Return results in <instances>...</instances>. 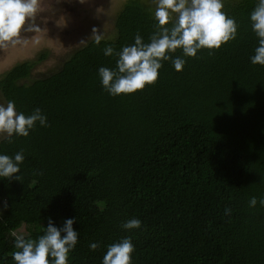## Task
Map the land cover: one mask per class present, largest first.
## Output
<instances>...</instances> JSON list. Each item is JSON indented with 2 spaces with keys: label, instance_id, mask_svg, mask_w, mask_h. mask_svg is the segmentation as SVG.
<instances>
[{
  "label": "trees",
  "instance_id": "16d2710c",
  "mask_svg": "<svg viewBox=\"0 0 264 264\" xmlns=\"http://www.w3.org/2000/svg\"><path fill=\"white\" fill-rule=\"evenodd\" d=\"M256 3L223 0L236 39L184 57L180 71L162 61L157 81L132 94L109 95L97 72L115 68L136 34L147 43L155 31V5L138 0L120 9L113 39L89 41L58 71L23 83L33 69L26 61L0 79L18 112L39 107L48 121L0 139V153L24 154L19 180L0 179V264H16V236L38 239L49 217L58 227L75 218L69 264H101L125 236L132 264H264V66L250 62ZM130 218L141 227L121 228Z\"/></svg>",
  "mask_w": 264,
  "mask_h": 264
},
{
  "label": "clouds",
  "instance_id": "9594fccd",
  "mask_svg": "<svg viewBox=\"0 0 264 264\" xmlns=\"http://www.w3.org/2000/svg\"><path fill=\"white\" fill-rule=\"evenodd\" d=\"M155 9V31L145 43L140 34L134 43L124 45L116 53V67L98 68V76L103 89L111 96L132 94L154 84L162 67V61H171L177 71L186 63L184 57H195L199 50L219 49L223 44L235 40L238 25L234 17L224 10L223 0H153ZM38 0H0V46L17 43L21 32L39 27L35 23ZM251 28L257 37L252 64L264 66V0H257L249 15ZM31 22V23H30ZM91 38L99 44L101 34L93 28ZM86 42V41H81ZM179 49L182 55H173ZM105 56H111V45L103 49ZM47 127L46 115L37 107L25 115L16 110L13 100L0 103V139L11 142L13 137L28 136L37 125ZM24 160L23 150L9 156L0 153V179L19 180L17 175ZM257 197L249 200V207H256ZM264 207V196L259 198ZM6 206V205H5ZM230 214V209H225ZM75 218H66L62 226H55L48 218L44 232L33 240L16 236L12 253L16 264H69V254L78 243V231L74 229ZM141 227V220L130 218L121 224L127 231ZM98 242H90V250L98 248ZM135 246L130 236L107 246L101 264H132ZM51 257V259H49Z\"/></svg>",
  "mask_w": 264,
  "mask_h": 264
},
{
  "label": "rangeland",
  "instance_id": "374dc122",
  "mask_svg": "<svg viewBox=\"0 0 264 264\" xmlns=\"http://www.w3.org/2000/svg\"><path fill=\"white\" fill-rule=\"evenodd\" d=\"M129 1L134 0H38L35 23L39 27L22 31L15 44L0 46V79L26 61L33 63V69L23 83L58 71L73 52L93 40V28L101 38L113 39L117 14ZM138 1L154 5L153 0ZM0 103H7L1 91ZM88 210L92 215L98 211Z\"/></svg>",
  "mask_w": 264,
  "mask_h": 264
}]
</instances>
